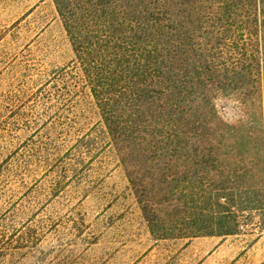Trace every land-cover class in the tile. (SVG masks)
I'll use <instances>...</instances> for the list:
<instances>
[{
	"label": "trees",
	"instance_id": "1",
	"mask_svg": "<svg viewBox=\"0 0 264 264\" xmlns=\"http://www.w3.org/2000/svg\"><path fill=\"white\" fill-rule=\"evenodd\" d=\"M51 1L151 235L264 223V0ZM217 97L244 118L218 128Z\"/></svg>",
	"mask_w": 264,
	"mask_h": 264
},
{
	"label": "rangeland",
	"instance_id": "2",
	"mask_svg": "<svg viewBox=\"0 0 264 264\" xmlns=\"http://www.w3.org/2000/svg\"><path fill=\"white\" fill-rule=\"evenodd\" d=\"M73 61L51 0H0V264H264L256 211L236 234L151 235ZM214 104L218 128L244 118Z\"/></svg>",
	"mask_w": 264,
	"mask_h": 264
},
{
	"label": "crops",
	"instance_id": "3",
	"mask_svg": "<svg viewBox=\"0 0 264 264\" xmlns=\"http://www.w3.org/2000/svg\"><path fill=\"white\" fill-rule=\"evenodd\" d=\"M52 6H53V8H54V10H55V7H54V4H53V2H52ZM55 12H56V10H55Z\"/></svg>",
	"mask_w": 264,
	"mask_h": 264
}]
</instances>
